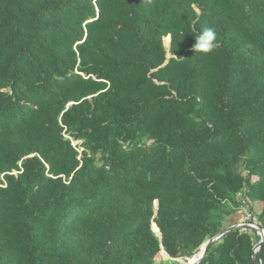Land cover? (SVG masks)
<instances>
[{
    "label": "trees",
    "instance_id": "trees-1",
    "mask_svg": "<svg viewBox=\"0 0 264 264\" xmlns=\"http://www.w3.org/2000/svg\"><path fill=\"white\" fill-rule=\"evenodd\" d=\"M247 199L264 229V0H0V264H190Z\"/></svg>",
    "mask_w": 264,
    "mask_h": 264
},
{
    "label": "rangeland",
    "instance_id": "rangeland-1",
    "mask_svg": "<svg viewBox=\"0 0 264 264\" xmlns=\"http://www.w3.org/2000/svg\"><path fill=\"white\" fill-rule=\"evenodd\" d=\"M164 44L167 47V43L164 42ZM167 57L169 58V55H167ZM246 202L248 206H251V208L245 205L230 219L228 224H231V223L243 224V223H247L249 220L253 222V218L255 219L254 216L260 212L261 206L259 203L257 202L253 203L249 201L248 199L246 200ZM189 259H186V258L172 259L168 257L166 253L160 251V253L155 258L154 264H189L188 263Z\"/></svg>",
    "mask_w": 264,
    "mask_h": 264
},
{
    "label": "water",
    "instance_id": "water-1",
    "mask_svg": "<svg viewBox=\"0 0 264 264\" xmlns=\"http://www.w3.org/2000/svg\"><path fill=\"white\" fill-rule=\"evenodd\" d=\"M155 208L157 210V202H155ZM155 225V224H154ZM249 228L255 230L256 234L258 235L259 237V241L254 245L253 247V255H252V259L255 261V253L257 251H259L261 245L263 244L264 242V229L257 223V222H254L252 223V226L251 225H248ZM241 226L238 225V224H235V225H231V226H228L224 231H222L221 233L217 234L216 236H214L213 238H211L210 240H208L206 243H204L201 248H200V251L198 252L197 254V259H196V262L195 264H199L202 259L204 258V256L206 255V252L207 250L212 246V244H214L219 238H221L224 234H226L227 232L229 231H232V230H236V229H240ZM152 230L155 232V233H158L159 234V230L157 229V231H155L153 228ZM161 251L164 252L163 248H161ZM165 253V252H164Z\"/></svg>",
    "mask_w": 264,
    "mask_h": 264
},
{
    "label": "clouds",
    "instance_id": "clouds-1",
    "mask_svg": "<svg viewBox=\"0 0 264 264\" xmlns=\"http://www.w3.org/2000/svg\"><path fill=\"white\" fill-rule=\"evenodd\" d=\"M195 37L193 50L195 53L210 54L217 48V33L213 28H204Z\"/></svg>",
    "mask_w": 264,
    "mask_h": 264
},
{
    "label": "built area",
    "instance_id": "built-area-1",
    "mask_svg": "<svg viewBox=\"0 0 264 264\" xmlns=\"http://www.w3.org/2000/svg\"><path fill=\"white\" fill-rule=\"evenodd\" d=\"M254 222H256V221H255V219L253 218V222H252V223H254ZM252 223H243V224H238V225L241 226L240 229L245 230L246 228H249L248 225H251V226H252Z\"/></svg>",
    "mask_w": 264,
    "mask_h": 264
},
{
    "label": "bare ground",
    "instance_id": "bare-ground-1",
    "mask_svg": "<svg viewBox=\"0 0 264 264\" xmlns=\"http://www.w3.org/2000/svg\"><path fill=\"white\" fill-rule=\"evenodd\" d=\"M197 255L195 256V257H193V259H192V261H191V263L190 264H193L194 262H195V260L197 259ZM195 264V263H194Z\"/></svg>",
    "mask_w": 264,
    "mask_h": 264
}]
</instances>
